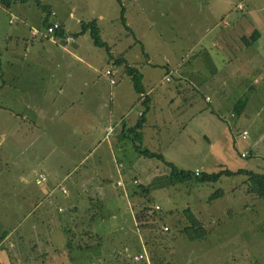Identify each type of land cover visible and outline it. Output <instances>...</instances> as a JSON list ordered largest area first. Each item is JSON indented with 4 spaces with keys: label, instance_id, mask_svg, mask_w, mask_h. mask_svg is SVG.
I'll return each mask as SVG.
<instances>
[{
    "label": "rangeland",
    "instance_id": "rangeland-1",
    "mask_svg": "<svg viewBox=\"0 0 264 264\" xmlns=\"http://www.w3.org/2000/svg\"><path fill=\"white\" fill-rule=\"evenodd\" d=\"M39 3L55 11L52 19L67 20L71 12L73 21L67 25L71 32L78 30V21H95L101 39L109 46L110 55L104 48L94 46L89 34L79 35L92 48L84 58L95 69V82L101 86L105 102V108L97 107L98 119H108L111 103L116 111L112 101L115 87L120 84L128 91L131 84L124 66L114 59L125 58L136 65L146 91L151 90V104L146 107L135 101V92L131 93L133 100L125 98L128 105L134 101L127 108V116L133 118L138 110L144 111L142 141L128 134L119 140L123 152H115L117 160L129 168L130 184V175H136L146 190L139 188V195L127 212L131 214L132 208L134 212L151 209L148 213L152 217L142 221L145 228L141 232L151 263L264 264V197L248 192L246 175L222 176L213 183L177 182L169 178V167L163 161L142 157L134 149V143H141V148L158 152L179 169L198 168L212 173L243 168L264 174V0H208L207 6L206 2L201 6L192 0H144L133 6L124 0H39ZM237 3L243 7L237 9ZM24 6L27 13H17L18 19H13L12 3L10 7L0 3V264H103L109 254L102 242L100 247L87 250L86 244L89 248L94 246L91 241L77 238V242L70 236V242L74 241L75 246L77 242L84 249H69L65 246L66 237L57 231L54 221L49 222L54 227H49L41 213L31 221L36 225L31 227L28 220L35 215L31 213L37 203L32 200L26 204V194L30 196L28 200L35 194L40 197L50 185L54 207H65L75 194L65 183L62 185L69 189L67 196H62L57 188L64 172L57 170L53 161L60 152L56 142L45 135L41 137L39 132H28L31 113L24 107L12 106V67L21 69L22 77L26 76V71L42 63L28 56L30 45H45L38 36L30 35L31 30L38 29L42 9L30 1ZM210 6L217 8L213 15ZM202 7L203 14L209 13L205 21L208 26H200L201 19L199 23L195 19ZM121 8L128 28L121 23ZM185 12L195 26H184L186 18L181 14ZM20 19L26 25L25 38L15 39L18 53L21 46L28 49L24 58L12 60V53L5 48L12 45V29L20 24ZM206 28L210 31L204 38ZM255 29L261 33V39L245 49L239 37L249 36ZM221 31L226 34V42ZM74 66L84 65L75 62ZM107 68L117 80L114 87L102 75ZM184 68L188 73L186 80L179 76ZM166 76L170 78L168 81ZM245 97L242 110L236 109V101ZM243 130L248 132L245 139L241 137ZM104 134L98 135L102 147L97 146V154L103 161H109V154L98 153L105 151L109 142L110 133L106 132V137ZM71 137L68 134L67 139L72 141ZM43 159L47 160L44 165ZM58 161L69 168L64 159ZM53 162L54 168L48 169ZM39 171L48 173V183H36ZM218 190H223L222 195L210 199ZM156 204L160 207L157 210ZM121 206L117 201L115 207ZM188 208L205 229L201 239L191 240L184 232L189 224L184 215ZM117 221H122L121 228L107 230L106 236H96L97 242L106 238L108 247L113 238L112 264L127 261L126 264H147L145 259H133L134 253L141 250L137 239L123 229L128 226L127 216L123 213ZM161 224L168 227L167 232L160 231ZM123 236L131 248L130 256L122 252Z\"/></svg>",
    "mask_w": 264,
    "mask_h": 264
},
{
    "label": "crops",
    "instance_id": "crops-1",
    "mask_svg": "<svg viewBox=\"0 0 264 264\" xmlns=\"http://www.w3.org/2000/svg\"><path fill=\"white\" fill-rule=\"evenodd\" d=\"M125 1H128L130 6H133L134 4L141 3L144 0H124V2ZM192 1L200 2L201 6L203 3L205 4V2H208V0ZM25 4L26 2H12L13 19L14 17L18 19L16 17L17 13H27V9H25L24 6ZM142 5L144 4L142 3ZM207 5L208 3L206 6ZM239 5L243 6V4L237 3V9H240L238 7ZM42 6L47 7L46 5ZM40 8L42 9L43 17L42 20L37 23L38 29L43 30L46 23L48 24L51 21H57L62 26L63 30V34L60 37L70 34L73 36L74 40L67 44H60V42L56 44L49 41L42 35H36L39 37L38 40L42 41L45 45L38 46L37 44H31V52L28 56L34 60H41L42 63L39 67L26 71V76L23 77L21 75V69L12 67V106L18 105L20 107H24L28 113H31V128L27 130L28 132L31 134L39 132L41 137L42 135H45L46 139L56 142V146L60 149V152L58 159L53 161L56 163V169L64 172L63 177L56 183L57 188L61 192L62 196H67L70 189L72 193L75 194V198L68 202L65 207H62L61 205L54 207L52 205V201L50 200L52 197V189L50 188V185L42 190L40 197L35 194L34 196L32 195L33 198L28 200L30 196L26 194V196H24V202L26 204L28 201L30 202L32 200L37 203V207L34 208L31 213L35 215H32V218H28V220H30L31 227L32 225H36L31 222L33 217L37 218V213H41V218L43 220H47L48 226H51V228L54 227L49 224V222L54 221L57 231L65 237L72 234H75L77 238L80 239L82 237H88V241H91L90 243L94 244V246L92 248L88 247L87 250H94L95 247H100L99 244L102 242L103 246L106 247V252L109 254L105 256L106 258L103 260L107 259L110 261V263H108V261H104V263L112 264L111 252H113L114 249V247H112L113 238H110L111 246L108 247L105 245L106 238L100 239V242H97L96 236H106V232H108L107 230L121 228L120 224H122V221L117 220H121L122 214L124 213L129 221L128 226L123 229L126 230V232H130L131 235L137 239L138 246L141 250L138 251V253H134L133 259L135 260V257L138 254H144V258L141 260L145 259L147 264H152L148 255V250L146 249L142 239L141 232L143 231V228H145V225H143L142 222H136L135 214L137 211L134 212L133 208L131 210V214L127 212V209L132 206V200L139 195V188H141L144 192H146V190L143 189L142 184L136 175H130V184L128 181V166L121 161H118L115 156V152H123V147L119 143V140L121 138H127V134L125 133L126 129L132 127L142 113L144 117V111L142 110H138L137 116L133 118L127 116V108L132 107L134 104V101H131L128 105V100L131 97L132 100L135 98L137 103L146 101V107L151 104V97L149 95L151 90L146 91L144 85L142 84L144 93L137 94L134 90L131 78L128 75L131 81L128 91H126L125 86H121L120 84L112 91V101L115 102L116 108L114 109L116 111H113V104L111 103L108 119L106 120V117H100L98 119L96 116L97 107L103 106V108H105V102L102 99L103 95L101 86H98L97 82H95L97 81L95 78V69L90 67L84 58V56L87 57L90 54L92 48L89 46L86 38H83L87 32L83 34L80 33V24L83 21H78V30L71 32L67 27V25L71 24L73 21V15L71 12H69L67 20H65L66 18L57 20L52 19L42 7ZM47 8H49L50 11H54L50 7ZM214 12H217V8L210 6V13L213 15ZM181 15L186 18L184 26H195V24L191 21L189 14L185 12ZM161 16L162 15H160V17ZM208 18L209 13L203 14V7L201 8V13L195 16L197 22L198 19H201V22H198L200 26H208V24L205 23ZM125 21L126 25H128V20L126 18ZM19 22L20 24L14 26L12 29V45H7L5 48L6 52L12 53L10 54L12 55V60H15L18 56H22L24 58L28 49L27 47L21 46V52L18 53V42L15 39L25 38V32L23 29L26 25V22L22 19H20ZM181 23L183 25V22ZM209 31L210 30L206 28L202 36L205 38ZM221 33L222 39L226 42V34L224 31H221ZM30 35L32 34L30 33ZM79 35L83 36L79 37ZM241 38L242 37H239V41L242 40ZM259 39H261V33L257 40L252 45L248 47L246 46L245 49L253 47ZM116 60L118 59H114L115 63H117ZM132 61H136V59L133 58ZM75 62L82 63L84 66H74ZM126 64L137 68L136 65L129 64L125 59V63L119 64L124 66L125 73ZM189 65L191 67L192 64ZM187 74L188 73L185 68L184 71L180 70V79L186 80L185 77ZM102 75L107 78L104 75V72ZM141 76L143 79V75ZM181 76H183V78ZM167 77L168 76L165 77V80ZM110 85L111 87L117 85V80L114 86H112V84ZM127 92H129V94H127ZM132 92H135L134 98L131 96ZM125 98H128V100H125ZM122 99H124V101L120 104ZM207 100H209V98ZM119 108L122 110L120 109L118 111ZM116 112H118V115H114ZM144 124L145 121L143 123V127ZM143 127L140 130L141 134ZM108 128H110V134L108 133L110 137L109 142L106 143L105 151L100 150L98 153L105 152L106 154H109L110 160L103 161L97 154V149H99L97 146L102 147V142L97 141V138L101 132L106 134ZM68 134H72V141L67 139ZM105 134L104 136L106 137ZM59 159H64V162L67 166H69V168L62 166L58 161ZM46 161L47 160L43 159L41 163L44 165ZM47 168H54V162L53 165L49 164ZM196 169L199 170L198 168H195L194 170ZM45 172L39 171L38 174H43L46 177V180L44 182H40L37 174L36 183H48V173ZM118 182H121V184H118ZM62 183H65L69 189L62 185ZM60 188L66 189V193H62ZM117 201H120L122 204L121 208L115 207ZM115 208L117 210H114ZM162 226L166 225L161 224L160 231H162V233L167 232L162 230ZM41 228L43 229L44 227L41 226ZM48 229L46 231H48ZM124 238L125 236H123L121 249L122 252H126V255L130 256L132 254L131 248L128 247ZM127 262L122 264H126ZM164 263L171 264L170 262Z\"/></svg>",
    "mask_w": 264,
    "mask_h": 264
},
{
    "label": "trees",
    "instance_id": "trees-1",
    "mask_svg": "<svg viewBox=\"0 0 264 264\" xmlns=\"http://www.w3.org/2000/svg\"><path fill=\"white\" fill-rule=\"evenodd\" d=\"M14 1H19V2H34L37 6L42 7L44 9L45 12L48 13V15L50 14V10L49 8L42 6L39 3V0H0V3L6 7L10 6V4ZM119 2L121 0H118ZM120 19H121V23L128 28V26L126 25V21L124 18V8H121V13H120ZM47 24V23H46ZM81 30L80 33H88L90 38L92 39L94 45H96L97 47H102L106 50V52L108 53V55H110V49L109 46L107 45L106 42H104L101 37H100V30L96 24L95 21H88V22H81ZM63 34V30H62V26L60 25L58 30H57V35L61 36ZM260 33L257 29H255L249 36H242V42L244 43L245 46H250L252 45L257 38L259 37ZM117 63L122 64L125 63V59L124 58H118V60H116ZM126 67V73L127 75L130 76L134 90L137 94H142L144 93V89H143V85L141 82V74L138 72L136 67L133 66H129L128 64L125 65ZM250 87V86H249ZM251 90H253V88H251ZM247 97H245L244 99H238L235 103V107L238 110H242V108L244 107L245 103H246ZM144 105H146V101L142 102ZM143 123H144V117H143V113L140 115L139 119L137 120V122L130 128L126 129V134H133L134 138L136 140H138L139 142L142 141V134H141V128L143 127ZM135 140V141H136ZM142 144H136L134 143V149L136 150V152L140 155H143L145 157H150V158H157L161 161H163L168 167H169V177L170 179L177 181V182H195V183H213V182H217L222 176H227L230 177L232 175H236V174H242V175H246L247 176V183H248V192H253L255 194H257L260 197H264V174H260V173H256L252 170H247V169H237L235 171L230 170V169H222L219 170L218 172H212V173H207V172H203V171H198V173L196 174L194 170H185V169H179L177 166H175L173 163L171 162H167L163 156L161 154H159L158 152H153L150 151L147 148H141ZM223 193V190H218L215 192L214 196H211L210 199L212 198H216L217 196H221ZM151 209H146V208H141L136 214H135V219L136 222L141 223L148 221V218L146 217H152V215L150 216V213H148ZM151 213H154V210H152ZM184 215L187 218L189 224L184 228V232L187 234V236L191 239V240H196V239H201L205 236L206 232L205 229L203 228L201 222L198 220V218L193 214V212L188 208L184 211ZM70 236L74 238H76L75 240L77 242H79L77 240V236L75 234L69 235L66 237L67 241L65 242V246L66 248L72 249L77 247L78 250H83V246L81 244H78L76 242V246L74 245V241L70 242L71 238H69ZM83 239H87L88 237H82ZM80 239V238H78ZM89 245L86 244L85 248H88Z\"/></svg>",
    "mask_w": 264,
    "mask_h": 264
},
{
    "label": "built area",
    "instance_id": "built-area-1",
    "mask_svg": "<svg viewBox=\"0 0 264 264\" xmlns=\"http://www.w3.org/2000/svg\"><path fill=\"white\" fill-rule=\"evenodd\" d=\"M238 7L241 9L243 6L239 5ZM49 16L50 17H54L55 16V12L51 11ZM59 26H60V24L57 21H51L50 23L46 24V26H45V28L43 30H40V29L31 30V34L33 36L42 35L45 38H47L49 41H51L53 43H56V44L59 43V42H60V44L71 43L74 40L72 35L66 34V35H63V37H60V36L57 35V30H58ZM60 38H62V39H60ZM104 75L107 77V79L109 80L110 84H112V85L116 84V79L114 78L113 73H112V71L110 69H106L104 71ZM166 80H169V78L167 77ZM232 116H233V114H232ZM109 132H110V128H108L107 133H109ZM241 137L243 139L248 137L247 130H243L242 131ZM245 154H246L245 152L241 153L242 156H245ZM195 173L196 174L198 173L197 169L195 170ZM38 178H39L40 182H44L46 180V177L43 174H38ZM118 184H121V182H118ZM60 189H61L62 193H66V189H64V188H60ZM154 208L157 210V209H159V206L155 205ZM162 230L167 231L168 227L167 226H162ZM143 258H144V254H138L135 257V260H141Z\"/></svg>",
    "mask_w": 264,
    "mask_h": 264
}]
</instances>
